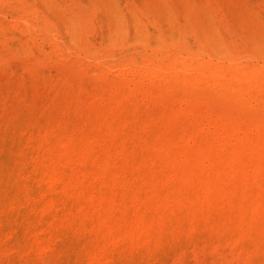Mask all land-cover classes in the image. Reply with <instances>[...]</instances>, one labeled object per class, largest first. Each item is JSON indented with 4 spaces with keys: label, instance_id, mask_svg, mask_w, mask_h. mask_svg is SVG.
Returning <instances> with one entry per match:
<instances>
[{
    "label": "bare ground",
    "instance_id": "6f19581e",
    "mask_svg": "<svg viewBox=\"0 0 264 264\" xmlns=\"http://www.w3.org/2000/svg\"><path fill=\"white\" fill-rule=\"evenodd\" d=\"M0 264H264V0H0Z\"/></svg>",
    "mask_w": 264,
    "mask_h": 264
}]
</instances>
